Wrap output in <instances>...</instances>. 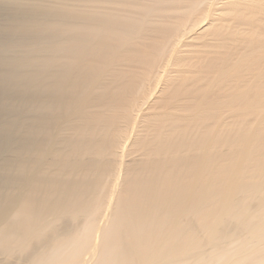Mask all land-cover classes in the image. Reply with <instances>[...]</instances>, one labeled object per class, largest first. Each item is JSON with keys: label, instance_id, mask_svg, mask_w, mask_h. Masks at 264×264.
Masks as SVG:
<instances>
[{"label": "bare ground", "instance_id": "1", "mask_svg": "<svg viewBox=\"0 0 264 264\" xmlns=\"http://www.w3.org/2000/svg\"><path fill=\"white\" fill-rule=\"evenodd\" d=\"M0 264H264V0H0Z\"/></svg>", "mask_w": 264, "mask_h": 264}]
</instances>
